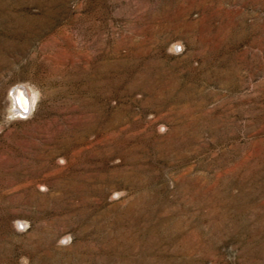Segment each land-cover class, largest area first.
<instances>
[{"label":"rangeland","instance_id":"obj_1","mask_svg":"<svg viewBox=\"0 0 264 264\" xmlns=\"http://www.w3.org/2000/svg\"><path fill=\"white\" fill-rule=\"evenodd\" d=\"M0 264H264V0H0Z\"/></svg>","mask_w":264,"mask_h":264},{"label":"water","instance_id":"obj_2","mask_svg":"<svg viewBox=\"0 0 264 264\" xmlns=\"http://www.w3.org/2000/svg\"><path fill=\"white\" fill-rule=\"evenodd\" d=\"M16 89L19 90V91L21 92L22 97L25 98V103H26V105H25V106H22V105H20V104L17 102V104H18L17 106H18V107L15 108V111H16V113H18V114H24V113H26L27 110H28V105H29V102H28V96L26 95V93H24V89H23V87H18V88H16Z\"/></svg>","mask_w":264,"mask_h":264},{"label":"bare ground","instance_id":"obj_3","mask_svg":"<svg viewBox=\"0 0 264 264\" xmlns=\"http://www.w3.org/2000/svg\"><path fill=\"white\" fill-rule=\"evenodd\" d=\"M17 88V87H16ZM15 87H14V91L12 92L13 93V97H12V101H13V104H14V106H15V108L16 107H18L17 105V102L20 104V105H22V106H25L26 105V103H25V98L24 97H22V95H21V92L19 91V90H17ZM29 95V94H28ZM30 97V96H29ZM31 98V97H30ZM34 98V97H33ZM32 98V99H33ZM29 100V99H28ZM11 101V100H10ZM29 104H30V102H29Z\"/></svg>","mask_w":264,"mask_h":264}]
</instances>
